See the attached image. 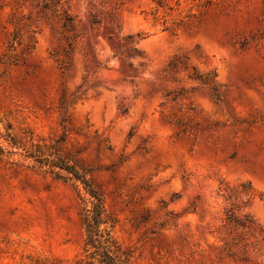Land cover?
Segmentation results:
<instances>
[{"label": "rangeland", "instance_id": "obj_1", "mask_svg": "<svg viewBox=\"0 0 264 264\" xmlns=\"http://www.w3.org/2000/svg\"><path fill=\"white\" fill-rule=\"evenodd\" d=\"M42 1L0 0V264L85 260L60 161L130 264H264V0Z\"/></svg>", "mask_w": 264, "mask_h": 264}, {"label": "trees", "instance_id": "obj_2", "mask_svg": "<svg viewBox=\"0 0 264 264\" xmlns=\"http://www.w3.org/2000/svg\"><path fill=\"white\" fill-rule=\"evenodd\" d=\"M39 13L44 16L49 14L55 17L63 31H75V19L62 0H43ZM193 79L202 80V77L199 74H194ZM2 153L0 148V154ZM53 166L64 171L69 175V178L80 182L88 197L82 199L83 208L81 213L85 235L83 245L85 260H80L76 264H130L129 253L122 248L113 236V221L106 214L102 195L73 166L62 161ZM55 176L56 178H62L58 173ZM228 219L229 222L238 224L234 217L229 215Z\"/></svg>", "mask_w": 264, "mask_h": 264}]
</instances>
